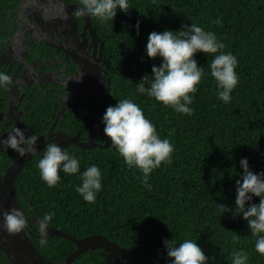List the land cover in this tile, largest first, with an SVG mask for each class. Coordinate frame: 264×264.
Here are the masks:
<instances>
[{
  "label": "trees",
  "instance_id": "1",
  "mask_svg": "<svg viewBox=\"0 0 264 264\" xmlns=\"http://www.w3.org/2000/svg\"><path fill=\"white\" fill-rule=\"evenodd\" d=\"M61 1L79 5V0ZM91 20L100 37L108 35L101 38L113 67L109 107L125 98L137 104L160 137L174 146L173 163L152 174L149 191L141 185L140 173L127 168L110 142L106 149H72L68 153L80 160L81 173L95 165L103 174L96 203L86 204L78 196L77 177L61 173L54 193L37 168L23 169L15 185L23 213L41 220L54 212L49 227L66 228L77 238L105 236L125 250L123 264H171L163 243L171 240L197 242L210 264H232L234 251L246 252L248 264H264L242 217H221L216 210V204L234 209L241 160L247 159L254 174L264 173V0H130L129 13L118 12L113 25ZM193 24L214 32L237 58L239 85L226 105L217 99L214 81L206 75L189 118L139 95L136 85L161 63L146 56L149 35L175 33ZM195 59L209 73L213 58L198 54ZM11 162L12 157L1 156L0 171ZM252 203L258 205L259 200ZM29 228L39 234V229ZM31 240L38 254L53 264L75 250L63 239L52 238L45 246L38 238ZM112 261L107 252L95 251L73 264ZM0 264H10L2 253Z\"/></svg>",
  "mask_w": 264,
  "mask_h": 264
},
{
  "label": "clouds",
  "instance_id": "2",
  "mask_svg": "<svg viewBox=\"0 0 264 264\" xmlns=\"http://www.w3.org/2000/svg\"><path fill=\"white\" fill-rule=\"evenodd\" d=\"M60 2L63 3L61 0ZM153 3H155V0H153ZM63 5L67 4L63 3ZM67 6H78L75 14L79 18L82 17L85 22V17H89L90 25L92 22L91 18L96 19L101 25L110 23L113 25L118 12L125 15L129 13L130 0H79V5ZM73 16H66V18L71 20ZM215 23L219 24L220 20L215 21ZM138 27L137 25V29ZM94 30L96 29L94 28ZM96 33L98 34L97 31ZM98 36L105 46L103 39L108 37V35L101 36L103 39L99 34ZM198 54L213 58L209 65V73L206 74L204 68L198 66L195 59ZM146 56L149 60L159 59L161 63L159 67L154 66L152 68L151 76L142 78L136 85V92L185 117L190 118L194 115V110L190 106L194 103V97L198 93L206 75H210L214 81L217 99L226 105L231 102L232 93L239 85V77L236 71L238 68L237 58L226 51V45L218 39L214 32L206 31L203 27L195 24L191 25V27L182 26V30L175 33L172 31L151 33L146 45ZM12 84V76L0 72V91H8ZM109 86H111V98L112 83ZM109 86L108 91L106 92L105 90L106 94L109 92ZM98 95L101 96L102 92H99ZM110 98L106 103L105 114L102 118L104 137L105 139L107 137L108 145L110 142L111 148L123 159L127 168L129 170L135 169L140 173L142 176L141 185L150 191L149 178L152 174L162 166L169 167L172 165L174 146L168 139L160 137L155 126L145 117L142 109L131 99H122L115 107H109L111 104ZM3 127L4 124L0 123V128ZM54 136L58 145L56 143L48 144L37 165V171L42 182L47 187L53 188L50 190L51 192L58 193L56 187L61 183V173L69 177H77L80 182L78 181L74 185L78 184L76 186L78 196L86 204H95L98 195L103 189V174L100 168L93 165L81 173L80 160L70 155L66 149L69 146L77 147L75 144H77L78 138ZM47 140L48 135L44 139L39 140L38 136L26 137L24 131L15 129L6 139L0 141V148L9 149L17 153V157L23 158L29 155H36V146L41 148ZM77 149L79 148L77 147ZM4 155L0 154V157ZM9 157H12V162L4 172L0 171L1 175L5 174L7 169L17 159L13 160V156ZM240 168L242 175L236 185L234 209L216 204V210L221 217L227 214H231L234 218L242 217L243 221L247 223L251 236L256 238L254 251L264 257V173L254 174L250 171L247 159L240 161ZM23 169L24 166L20 170L18 178ZM18 178L14 184L15 198V185L18 182ZM253 199H258L259 204H253ZM21 211L12 210L3 215L2 220L5 232L9 236H17L27 230L30 233V240L31 237L38 238L41 246H45L47 240H50L47 239L48 228H50L49 225L54 219L55 213L46 214L40 220L38 218H30ZM25 216L31 220H38V227L28 224ZM29 227L39 229V234L33 231L34 234H37L33 235ZM50 229L58 231L65 236L57 239H63L72 244H74V240H83L92 236H100L109 241L102 235H88L84 238H77L68 233L66 228L64 230ZM163 243L167 259L171 261V264H210L209 258L205 256L197 242L185 241L177 243L171 240ZM233 243H238V239H234ZM118 246L123 249L120 245ZM74 247V251H76V246L74 245ZM95 251L103 250L86 251L80 256ZM231 260L232 264H248L249 256L244 251H234Z\"/></svg>",
  "mask_w": 264,
  "mask_h": 264
},
{
  "label": "flooded vegetation",
  "instance_id": "3",
  "mask_svg": "<svg viewBox=\"0 0 264 264\" xmlns=\"http://www.w3.org/2000/svg\"><path fill=\"white\" fill-rule=\"evenodd\" d=\"M112 70L92 22L70 20L40 0H0V72L13 78L10 89L0 91V141L15 129L39 140L48 135L24 165L29 171L38 168L48 144L58 145L54 135L77 137L78 145L99 149L106 140L102 118ZM2 151L17 158L9 149Z\"/></svg>",
  "mask_w": 264,
  "mask_h": 264
},
{
  "label": "water",
  "instance_id": "4",
  "mask_svg": "<svg viewBox=\"0 0 264 264\" xmlns=\"http://www.w3.org/2000/svg\"><path fill=\"white\" fill-rule=\"evenodd\" d=\"M40 1L43 4H47L49 9L58 10L65 16H77L75 13L77 12L78 6L63 5L59 3L58 0ZM85 19L87 25L90 26L89 17H85ZM108 84L109 82L106 81L104 88L106 92L108 91ZM75 145L83 151H88L93 148L87 144ZM107 146L108 139L106 137L105 145L100 148H107ZM2 150L3 149L0 148V154H2ZM30 159V155L23 158L18 156L15 162L7 169L6 173L3 175L0 174V255L2 253L10 264H51L38 254L29 238V231L26 230L24 233L17 236H9L3 228L2 217L5 213L12 210L21 211L15 198L14 184L18 178L20 170ZM26 220L28 224L38 227V220H31L28 217H26ZM58 237L65 236L58 231L48 228L47 239ZM69 240L73 241L72 239ZM73 243L76 246V251L71 253L63 262L59 264H73L74 260L78 258L80 254L93 250H103L111 254L113 256L112 264H123L126 259V253L123 249H121L117 244L111 243L100 236H92L83 240H74Z\"/></svg>",
  "mask_w": 264,
  "mask_h": 264
}]
</instances>
